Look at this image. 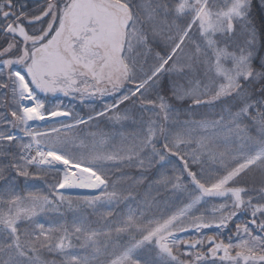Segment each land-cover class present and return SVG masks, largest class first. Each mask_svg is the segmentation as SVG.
Instances as JSON below:
<instances>
[{
    "label": "snow or ice",
    "instance_id": "snow-or-ice-1",
    "mask_svg": "<svg viewBox=\"0 0 264 264\" xmlns=\"http://www.w3.org/2000/svg\"><path fill=\"white\" fill-rule=\"evenodd\" d=\"M0 264H264V0H0Z\"/></svg>",
    "mask_w": 264,
    "mask_h": 264
}]
</instances>
